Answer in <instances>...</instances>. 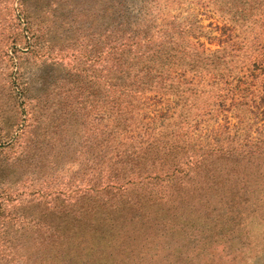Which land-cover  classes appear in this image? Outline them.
Instances as JSON below:
<instances>
[{"label":"rangeland","instance_id":"rangeland-1","mask_svg":"<svg viewBox=\"0 0 264 264\" xmlns=\"http://www.w3.org/2000/svg\"><path fill=\"white\" fill-rule=\"evenodd\" d=\"M238 1L136 0L130 50L138 64L122 73L106 55L110 32L123 27L114 2L0 0V136L18 122L10 139H0V264H32L45 251L40 241L57 240L64 220L57 208L79 203L77 191L98 188L108 171L133 175L141 157L167 155L170 164L176 155L185 166L219 155L247 197L250 188L237 177L248 171L234 165L264 152V102L248 99L250 120L235 115L234 104L249 86L252 95L263 93L264 77L254 80L249 70L264 50V7L251 14L252 0L240 8ZM33 31L43 37L36 45ZM22 208L36 219L29 223ZM254 208L263 214L249 220L252 235L240 242L188 235L183 258L247 264L251 250L264 264V207ZM238 245L245 253H226Z\"/></svg>","mask_w":264,"mask_h":264},{"label":"trees","instance_id":"trees-1","mask_svg":"<svg viewBox=\"0 0 264 264\" xmlns=\"http://www.w3.org/2000/svg\"><path fill=\"white\" fill-rule=\"evenodd\" d=\"M109 1L116 4L117 11L123 18L120 20L123 27L119 31L110 32L115 40L107 44L106 47L111 46L106 55L116 59L115 64H119L118 67L123 73L129 71L132 64H138L132 58L136 54L132 55L130 50V45L135 44L130 18L137 20L133 19L135 14L129 11L131 7L138 6L136 0ZM242 1L237 2V8L242 7ZM263 7L260 1L252 0L251 14ZM32 37L35 45L38 39H43L34 31ZM259 50L260 48L252 49L251 52ZM235 57L237 59L241 55L236 54ZM254 69L260 70V73L254 74ZM249 71L254 80L264 77V50L256 56ZM262 87L261 96L257 92L252 95L251 86L248 87L241 96L244 100L234 104L237 111L235 115L240 117L244 113L248 120L252 118L253 110L249 100L256 103L260 99L264 102V84ZM226 99L222 102H227ZM245 104H248L247 109ZM16 125L18 122L11 123L10 131L0 136V139H10L15 131L11 128ZM148 152L149 150L142 151ZM176 157H173L175 161L170 164L167 155L158 159L155 156L141 157V160L133 164L137 165L132 169L133 175L127 176L122 170H116L115 173L108 171L98 188L92 186L77 191L80 192L79 203L55 210L54 214L64 219L57 225V240L50 245H44L40 241L45 251L34 259L30 258L32 264H207L211 258L201 259L199 254H194L192 258H183L184 251L180 248V243L188 235H198L204 239L220 235L238 242L246 239L251 233L248 230L249 220L253 219L256 212L263 214V210L254 208V205L260 204L264 207V152L259 157L248 154L244 161L234 165L235 169L248 171L250 177L236 176L242 186H249L247 197L240 191L236 192L235 174L231 167L219 164L222 162L219 155L203 154L187 160L185 166ZM160 159L161 162L155 167ZM150 160L155 161L147 165ZM116 163H120V160ZM165 164L169 168H163ZM110 174L114 182L109 177ZM26 191L21 190L23 201L29 195ZM55 198L60 199L61 193H57ZM232 206L235 209L231 215ZM24 211L25 208H22L21 215L29 223L36 219L30 214H24ZM23 228L21 226L22 230ZM23 233L26 234L22 231L21 236ZM21 243H24L21 249L28 248V241ZM240 251L245 253L238 245L226 253ZM248 252L250 256L243 260L249 262L253 254L251 250ZM170 257L172 258L169 261Z\"/></svg>","mask_w":264,"mask_h":264},{"label":"crops","instance_id":"crops-1","mask_svg":"<svg viewBox=\"0 0 264 264\" xmlns=\"http://www.w3.org/2000/svg\"><path fill=\"white\" fill-rule=\"evenodd\" d=\"M252 260V264H258L256 261H255V257L254 256H252V258H251Z\"/></svg>","mask_w":264,"mask_h":264}]
</instances>
